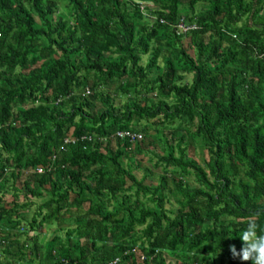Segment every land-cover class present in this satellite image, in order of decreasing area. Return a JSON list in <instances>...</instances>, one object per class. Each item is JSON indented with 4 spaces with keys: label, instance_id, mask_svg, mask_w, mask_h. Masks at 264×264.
Returning <instances> with one entry per match:
<instances>
[{
    "label": "trees",
    "instance_id": "obj_1",
    "mask_svg": "<svg viewBox=\"0 0 264 264\" xmlns=\"http://www.w3.org/2000/svg\"><path fill=\"white\" fill-rule=\"evenodd\" d=\"M252 215L264 235V0H0V264H252Z\"/></svg>",
    "mask_w": 264,
    "mask_h": 264
},
{
    "label": "rangeland",
    "instance_id": "obj_2",
    "mask_svg": "<svg viewBox=\"0 0 264 264\" xmlns=\"http://www.w3.org/2000/svg\"><path fill=\"white\" fill-rule=\"evenodd\" d=\"M186 39H187V37L185 38V40ZM145 63H146V57H143L142 64L144 65ZM190 77L191 76H187V79L189 80ZM113 102L116 105L120 104V101L118 99H114ZM99 107H100V105H97L96 108H99ZM180 134H182V132H179V135ZM147 142L149 144L146 146L145 152L154 151V153H160V154H162L164 152L163 151V146H162V144L159 141H155L153 138L151 140V138H149L147 140ZM150 142H152V144H150ZM188 154H189L190 158H193V159L197 160L202 165L208 159V156H207L206 152H204V149L202 148V146L200 144H196V145L190 146L189 150H188ZM137 159L142 161V163L144 164L145 167L146 166L150 167V165H148V160L150 159V155H143L141 157H137ZM122 163L125 166L127 164V161L124 159ZM152 173H153V176L150 179H148L146 183H148V184H151V183L152 184H157L158 177L160 175V170H154ZM134 174L137 177V179H141L144 176V171L143 170H135ZM19 184L16 185L17 189L20 188ZM13 200H14V196H12L11 194L8 193V194L5 195V201L12 202ZM15 200L21 205L23 203H25V202H31L32 206L30 208V211H34L37 208V206L42 201L41 199H32L30 197L27 198L19 190H18V196L15 197ZM173 207H174L173 203L167 205L168 209H172ZM21 211L24 212L25 216H27L28 209H24V210H21ZM42 230H43L42 231L43 233L40 236V239H42V241H45L52 234L53 228H46V226H45V227H43ZM0 260H3V258L0 257ZM169 262H170V264H175L174 260H172V259H169Z\"/></svg>",
    "mask_w": 264,
    "mask_h": 264
},
{
    "label": "clouds",
    "instance_id": "obj_3",
    "mask_svg": "<svg viewBox=\"0 0 264 264\" xmlns=\"http://www.w3.org/2000/svg\"><path fill=\"white\" fill-rule=\"evenodd\" d=\"M257 218L252 215L248 218L247 227L243 230L241 241L243 247L237 252L235 246L230 247L233 258H240L243 262L251 261L252 264H264V235L258 233Z\"/></svg>",
    "mask_w": 264,
    "mask_h": 264
},
{
    "label": "built area",
    "instance_id": "obj_4",
    "mask_svg": "<svg viewBox=\"0 0 264 264\" xmlns=\"http://www.w3.org/2000/svg\"><path fill=\"white\" fill-rule=\"evenodd\" d=\"M194 29H195V26L185 23L184 19H180L179 22L177 23V25L175 26L176 34L179 36L180 35H187L189 32H191ZM85 94H89V91L86 90ZM114 137L119 139V140H126L129 143H134V142L142 139L141 134L130 132V131H118L115 133ZM85 139L90 140L91 138L85 137V136H81L80 138H68L67 137L64 139V144L65 145L74 144L75 142H77L79 140L83 141ZM36 172L42 173V169L37 168ZM133 253H135V251L133 249L125 252V254H127V255L133 254ZM141 259L143 260V257H141ZM117 263H119V259H115L112 262H109L107 264H117Z\"/></svg>",
    "mask_w": 264,
    "mask_h": 264
}]
</instances>
